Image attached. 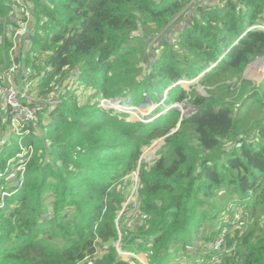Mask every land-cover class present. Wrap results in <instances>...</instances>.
<instances>
[{"label":"trees","instance_id":"16d2710c","mask_svg":"<svg viewBox=\"0 0 264 264\" xmlns=\"http://www.w3.org/2000/svg\"><path fill=\"white\" fill-rule=\"evenodd\" d=\"M217 1H197L171 38L164 35L190 0H20L36 23L26 57L19 54L20 75L37 84L38 98L62 102L17 136L2 124L0 97V264H84L98 250L101 264H143L136 255L171 264L178 253L191 257L198 235L210 243L199 264L215 257L264 264V224L242 232L230 219L205 228L230 204L245 205L243 221L264 217V81L252 87L244 79L264 57V0ZM17 5L0 0V68L5 60L11 66L6 27ZM252 70L258 80L264 60ZM75 85L93 92L83 104L79 90L68 92ZM99 98L160 110L147 116L152 122H130ZM175 105L198 111L184 117ZM164 107L168 113L155 118ZM159 139V158L140 165L141 216L129 231L132 207L118 217L128 198L120 187L139 168L142 149ZM218 198L227 205H214ZM225 226L226 242L214 249ZM119 250L134 257L126 261Z\"/></svg>","mask_w":264,"mask_h":264},{"label":"built area","instance_id":"2783aa9c","mask_svg":"<svg viewBox=\"0 0 264 264\" xmlns=\"http://www.w3.org/2000/svg\"><path fill=\"white\" fill-rule=\"evenodd\" d=\"M197 1L200 0H196L194 3ZM218 1L221 3L226 0ZM8 21L11 23V25L8 24L6 27V32L9 34V38L12 41V48L10 50L9 56L5 55V57L8 58L9 62H11V66H8L7 61L5 60V65L0 68V97H4L6 100V113L3 115L4 118L2 120V124L4 127H11L12 130L16 132V135L18 134L23 136L29 134L28 125L37 127L39 113L41 111L48 109L49 107L53 108L60 102L59 97L54 95H48L47 97L41 98V100L37 99L38 90H35L36 85L28 82L27 78H24L23 75H20V66L19 64H15V59L19 58V54L21 52L25 53L26 42L29 41V37L35 29L36 23L33 9L22 4L20 0H18V5L14 7V13ZM261 28H264V26ZM5 44L6 37L3 35L0 37V45L5 46ZM71 88L72 87H69L68 89ZM36 91L37 93H35ZM117 99H115L117 101L102 99L100 100V106L105 110H115L120 114L128 115L136 114L137 111L140 110L130 102H127L121 98ZM147 107L148 106H143L139 108L146 109ZM239 107L240 105H237V108ZM158 116L159 115L155 116V118H158ZM140 117L144 118L141 119L138 117L139 121L141 122L148 123L152 121L147 120V114L144 112L143 114L141 113ZM144 154H150L151 156V148L146 149ZM136 172L137 174L135 181L140 183L141 188L140 164ZM134 197L136 198L137 195L134 193V191H130L128 200H131ZM132 207L133 208L127 225V229L129 231L133 229V224H135L141 216L139 203ZM120 253L129 256L127 253Z\"/></svg>","mask_w":264,"mask_h":264},{"label":"rangeland","instance_id":"374dc122","mask_svg":"<svg viewBox=\"0 0 264 264\" xmlns=\"http://www.w3.org/2000/svg\"><path fill=\"white\" fill-rule=\"evenodd\" d=\"M195 1L196 0H190V3L187 5V7L184 9V11L180 15H178V16H176L174 18L171 26H169L168 32H166V34L164 36H166V37L167 36H171V38H173L174 37V30L178 29L180 26H182L183 24L187 23L190 20L191 13L195 12V9H196L195 8L196 7V3H194ZM257 27H259V26H257ZM262 29L264 30V28H262ZM164 36L161 35L158 38H154L152 41H150V43L148 44V51H149L148 57H151V55H154V49L157 46H159L161 41L164 39ZM174 41L175 40H173L172 42H174ZM25 49H27V46L25 47ZM25 57H26L25 53L22 54V58L24 59ZM254 65L249 66L246 69L245 73H244V79L246 81L251 82L253 84L252 87H254L256 85L259 86L264 81L263 80L264 78L262 79V76L259 77L258 80L255 79L257 73H256L255 70H252ZM140 68H142V73H143V70L145 71L146 68H147V63L145 61L141 62ZM195 82L196 81H194V83ZM188 85H189V83H187L185 85V87H184L186 90H189V88H187ZM80 87H82V86L79 85V88ZM84 89L85 88L82 87L79 90L78 89V85H75L71 89H68V92H70V91L73 92L75 90H77V91L79 90L77 95L79 96V99H80L81 103L83 104L84 101L87 100L88 96L93 94L92 91H87L86 92ZM35 90H37V87H35ZM197 91L200 94L206 96V92L204 91L202 86H198L197 87ZM234 91L236 92L235 94L237 95L239 93L238 87H236L234 89ZM35 93H37V91ZM74 93H73V95H74ZM37 99L41 100V98H37ZM61 99H62V96H59V102L60 103L62 102ZM1 100H2V103L6 104V100H5L4 97H1ZM98 100L100 101L102 99L99 98ZM117 100H119V99H117ZM117 100H113V101H117ZM5 104H3V105L5 106ZM241 104H242V102H239L237 105H240V107H241ZM159 105L160 104H155V105L154 104H150L146 109H142V108L138 107V109H140V110L137 111V113H136L137 115L136 114H130L129 115V121L130 122L139 121L138 117L141 118V119H144V118L140 117L141 113L143 114V112L145 114H147V116L155 114L156 111L160 110ZM178 108H179V110L182 111V114H185V115H192V114L195 113V111H194L195 107H193L191 105H188L186 107L182 106V105H178ZM53 109H55V106L53 107ZM169 110H170L169 108H166L164 113L160 114L158 117L166 115ZM2 111H3V106L0 105V115H1ZM259 119L260 118H258L257 115H253V119L251 121H255V120H259ZM150 122H152V121H150ZM46 123H47V121L45 122V124ZM179 123L177 124V126H179ZM36 132H37L38 136H43V134L41 133L40 130L38 131V129H36ZM17 136H21V135L17 134ZM251 138H253V135H251ZM163 144H164L163 141L161 139H159V140L154 141L150 146H148V148L147 147L143 148L142 149V155H141L140 160H139V164L140 165H145L147 167L152 165L153 162H155L154 160L159 158V156H160L159 153H160V151H161V149L163 147ZM150 148H151V156H150V154L149 155L148 154H144L145 150L146 149H150ZM72 171H74V170H72ZM136 171L133 172L129 177H127L125 179L123 185L120 187V191H122L123 194H126L127 197L129 196L130 191H134V193L137 195V197L136 198L134 197L131 200H128V198H127V201L124 204V209L118 215L119 218L123 216L124 210L128 207V205L132 207L135 204H138V200H139L138 199V193H139V189H140V183H137L135 181L136 174H137ZM13 173L17 174V170H14ZM0 204L2 206L3 199H1ZM50 204H51V200H49L47 202V206H49ZM213 204L214 205H221V206H226L227 205L225 203V199H221V198H218L217 200L213 201ZM244 207H245V205L243 203L242 204H238L234 208L232 207V204H230L229 205V211H227V213L225 212V213L222 214V216H217V218H215L211 222L207 223L205 225V228H211V227L219 228V226L221 227L222 224H220V220H222L221 223L224 222L223 225H228L229 224L228 221L230 219H232V222H230V223L233 224V226L236 225L238 227H243L242 232H244V231L247 232L248 230H250L251 226L254 225L255 223H259L260 225L264 224V217L260 218V216H257L253 220L251 219L248 222L247 221H243V218H244L243 216L246 215L244 210H243ZM130 215H131V212L127 215L128 219L130 218ZM222 228H224V230L220 233V236L216 239V242L214 243V249L215 248H219V246H221L222 244H224L226 242L225 241V237H227V235H228V233L230 231V228L228 226H225V227H222ZM208 244H210V243H208L206 241H201L200 235H198V238L195 240L194 245L191 248V251H192L191 252V257L187 258L188 256L184 255L183 252L178 253L177 255H175L173 257V259L175 261H172L171 264H176V263H181V264H199V261H200L201 257L208 252V249H207V248H209ZM115 245H116V247H118L119 243L117 242ZM195 248H196V250H194ZM198 249H200L201 251L199 252ZM119 252H121V251L119 250ZM102 254H103L102 251L98 250V254H96L95 257L90 258L84 264H101V256H102ZM128 255L129 256H127L126 261H128L129 257H134L132 254H128ZM136 257L139 258L141 262H144V259H143V257L141 255H136ZM210 262L213 263V264H219L220 259L218 257H215Z\"/></svg>","mask_w":264,"mask_h":264},{"label":"clouds","instance_id":"9594fccd","mask_svg":"<svg viewBox=\"0 0 264 264\" xmlns=\"http://www.w3.org/2000/svg\"><path fill=\"white\" fill-rule=\"evenodd\" d=\"M213 67H214V65H212ZM211 66V67H212ZM209 71H210V69H209ZM187 83H190V82H187V81H181V82H179L178 84H180V85H182L183 87H185V85L187 84ZM166 95L164 94V97H165ZM161 104H163V102L161 103ZM175 106H178V105H175ZM175 106H173V107H175ZM167 107H164L163 108V111L162 112H160L158 115H160V114H163L164 113V110L166 109ZM178 108V107H177ZM195 113L198 111V109H196L195 108ZM193 115V114H192ZM157 116V115H156Z\"/></svg>","mask_w":264,"mask_h":264},{"label":"water","instance_id":"95a60500","mask_svg":"<svg viewBox=\"0 0 264 264\" xmlns=\"http://www.w3.org/2000/svg\"><path fill=\"white\" fill-rule=\"evenodd\" d=\"M262 60H264V57H263V58H258V59L256 60L257 62L255 61V62H253L251 65H254V64H256V63H258V62H260V61H262ZM15 64H19V58H16V59H15ZM251 65H250V66H251ZM263 80H264V79H263ZM175 107H178V106H175ZM182 115H183L184 117L187 116V115H185V114H182ZM179 125H180V123H179Z\"/></svg>","mask_w":264,"mask_h":264},{"label":"bare ground","instance_id":"6f19581e","mask_svg":"<svg viewBox=\"0 0 264 264\" xmlns=\"http://www.w3.org/2000/svg\"><path fill=\"white\" fill-rule=\"evenodd\" d=\"M263 61V60H262ZM262 61H260V62H262ZM260 62H258V63H260ZM258 63H256L255 65H257ZM254 65V66H255ZM264 78V73H263V75H262V79ZM183 127V126H182Z\"/></svg>","mask_w":264,"mask_h":264}]
</instances>
